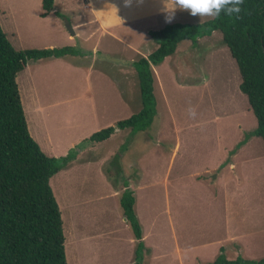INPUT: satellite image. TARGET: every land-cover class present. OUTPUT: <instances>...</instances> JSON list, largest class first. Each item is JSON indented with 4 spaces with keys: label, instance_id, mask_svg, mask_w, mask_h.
Listing matches in <instances>:
<instances>
[{
    "label": "rangeland",
    "instance_id": "1",
    "mask_svg": "<svg viewBox=\"0 0 264 264\" xmlns=\"http://www.w3.org/2000/svg\"><path fill=\"white\" fill-rule=\"evenodd\" d=\"M78 3L57 0L59 16L43 20L38 0H0V27L16 50L73 46L85 52L28 61L16 76L29 134L48 157L66 156L84 139L140 111L132 65L139 54L156 49L150 32L213 18L180 10L171 21L121 27L116 40L90 35L87 26L79 30L81 41L69 42ZM3 6L13 8L10 20ZM153 71L151 126L135 137L123 130L85 145L50 180L67 264L133 263L137 242L119 206L126 181L147 249L143 264L264 258V145L249 136L256 119L221 33L182 41ZM183 242L194 247L186 249L188 255L181 254Z\"/></svg>",
    "mask_w": 264,
    "mask_h": 264
},
{
    "label": "trees",
    "instance_id": "2",
    "mask_svg": "<svg viewBox=\"0 0 264 264\" xmlns=\"http://www.w3.org/2000/svg\"><path fill=\"white\" fill-rule=\"evenodd\" d=\"M52 7L53 0H42V16ZM241 9L239 18L221 13L203 24H172L150 32L156 49L132 65L139 83L140 111L94 133L59 158L45 155L30 136L16 76L28 61L85 52L75 47L16 50L0 27V264H67L63 221L51 178L67 168L85 145L95 146L123 130H130L133 137L151 126L156 114L153 68L172 56L182 41L195 43L200 37L221 33L239 71V89L256 119V129L249 136L261 139L264 145V0H244ZM129 186L128 181L123 183L119 206L137 242L132 264H143L147 249ZM208 264H264V258L227 260L217 256Z\"/></svg>",
    "mask_w": 264,
    "mask_h": 264
},
{
    "label": "crops",
    "instance_id": "3",
    "mask_svg": "<svg viewBox=\"0 0 264 264\" xmlns=\"http://www.w3.org/2000/svg\"><path fill=\"white\" fill-rule=\"evenodd\" d=\"M57 0H53L52 10L45 16H42V0H38V4L41 5V13L39 18L46 19L50 15L59 16L55 10V3ZM66 1V0H64ZM74 2L75 0H70ZM77 5V23L72 25L73 34H68L67 40L69 42L81 41L80 31L82 28L90 26L93 28L90 35L95 32L101 34L109 35L112 39L115 38V30L121 27L131 25L133 23L141 22L143 20H153L154 22L159 21L161 18L167 17V7L171 8L173 0H78ZM2 12L4 16L10 20L11 10L9 6H3ZM180 9H177L174 17L179 13ZM14 31V28H12ZM14 36V35H13ZM73 47V46H67ZM64 48V47H62ZM76 48V47H75ZM94 48H97L96 46ZM94 48L92 50H94ZM50 49H59L51 48ZM77 49V48H76ZM79 50V49H78ZM153 52V51H152ZM151 52V53H152ZM93 55V52L91 51ZM149 55V54H148ZM148 55L139 54V57H147ZM66 57V56H65ZM74 57V56H72ZM57 59V58H51ZM136 136V135H135ZM134 136V137H135ZM133 139V138H132ZM77 158V157H76ZM213 170H210V172ZM209 172V173H210ZM130 187V186H129ZM130 189H132L130 187ZM184 250L181 254L188 255V252L194 250V247H188L187 243L183 242ZM186 249L188 252H185ZM190 255V254H189Z\"/></svg>",
    "mask_w": 264,
    "mask_h": 264
},
{
    "label": "clouds",
    "instance_id": "4",
    "mask_svg": "<svg viewBox=\"0 0 264 264\" xmlns=\"http://www.w3.org/2000/svg\"><path fill=\"white\" fill-rule=\"evenodd\" d=\"M244 0H173L171 8L167 7V20L171 21L177 9L187 10L193 16L219 17L221 13L239 18ZM195 115V112H190Z\"/></svg>",
    "mask_w": 264,
    "mask_h": 264
},
{
    "label": "water",
    "instance_id": "5",
    "mask_svg": "<svg viewBox=\"0 0 264 264\" xmlns=\"http://www.w3.org/2000/svg\"><path fill=\"white\" fill-rule=\"evenodd\" d=\"M68 30L70 31L71 34H73V30L71 29L70 26H68ZM124 221H126V219L124 218Z\"/></svg>",
    "mask_w": 264,
    "mask_h": 264
}]
</instances>
